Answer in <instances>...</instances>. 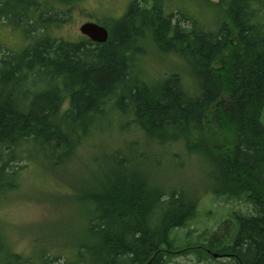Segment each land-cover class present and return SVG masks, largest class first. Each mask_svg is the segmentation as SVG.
<instances>
[{
    "label": "trees",
    "instance_id": "1",
    "mask_svg": "<svg viewBox=\"0 0 264 264\" xmlns=\"http://www.w3.org/2000/svg\"><path fill=\"white\" fill-rule=\"evenodd\" d=\"M78 1L0 0V25L28 40L15 50L0 43V198L14 187L26 143L72 153L94 133L98 114L122 100L121 113L132 115L127 125L156 144L182 140L211 163L210 176L221 185L216 196L251 208L233 213L231 234L223 235L226 225L200 242L198 259H212L210 250L228 254L217 264H264V0H197L220 13L212 26L173 0H129L119 19L102 24V43L50 34ZM148 41L180 57L187 74H161L157 85L144 72L134 78L141 42ZM127 167L84 196L92 206L84 238L61 264H167L178 250L173 232L194 217L195 204ZM5 244L0 229V264L55 262L54 255L34 261Z\"/></svg>",
    "mask_w": 264,
    "mask_h": 264
},
{
    "label": "rangeland",
    "instance_id": "2",
    "mask_svg": "<svg viewBox=\"0 0 264 264\" xmlns=\"http://www.w3.org/2000/svg\"><path fill=\"white\" fill-rule=\"evenodd\" d=\"M128 1L79 0L67 15L68 20L62 26L49 28V32L58 38L77 40L82 36L79 27L83 23L103 24L119 19ZM173 3L178 8L186 7L189 12H199L200 19L211 26L220 15L203 1L173 0ZM184 24L188 25L186 21ZM23 36L18 28L0 25V43L5 48L21 49L28 42L26 39L22 42ZM141 43L143 52L136 56L140 61L136 60L134 78L144 72L147 82L157 85L159 83L154 81L161 74L175 71L187 74L180 57L159 53L149 41ZM120 102L115 108L114 104L109 105L98 114L94 133L80 139L72 153L46 152L34 141L23 146L24 159L15 162L18 175L11 181L14 187L0 198V229L4 242L12 251L34 261L44 253L54 255V264L65 263L69 253L84 238L91 216L90 200L86 201L84 196L88 198V193L102 191L114 172L128 165V170L139 169L146 173L149 181L165 194L176 192L185 202L195 204L194 217L173 232L179 251L171 254L167 264L225 261L227 257L199 260L196 251L198 248L205 251L200 242L211 239L214 232L219 234L226 225L229 229L223 235L231 234L235 229L233 213H245L250 206L241 199L216 196L214 192L221 185L210 176L211 163L201 153L186 150L182 140L156 144L148 141L151 136L142 134L133 123L127 125L132 115L121 113L126 102ZM66 105L65 102L62 109Z\"/></svg>",
    "mask_w": 264,
    "mask_h": 264
},
{
    "label": "water",
    "instance_id": "3",
    "mask_svg": "<svg viewBox=\"0 0 264 264\" xmlns=\"http://www.w3.org/2000/svg\"><path fill=\"white\" fill-rule=\"evenodd\" d=\"M79 30L82 34L86 35L92 41L99 43L106 41L108 37L107 29L95 22H85L79 27ZM213 256L218 257V254L213 253Z\"/></svg>",
    "mask_w": 264,
    "mask_h": 264
},
{
    "label": "bare ground",
    "instance_id": "4",
    "mask_svg": "<svg viewBox=\"0 0 264 264\" xmlns=\"http://www.w3.org/2000/svg\"><path fill=\"white\" fill-rule=\"evenodd\" d=\"M117 175H119L118 173H117ZM118 179V178H117Z\"/></svg>",
    "mask_w": 264,
    "mask_h": 264
}]
</instances>
